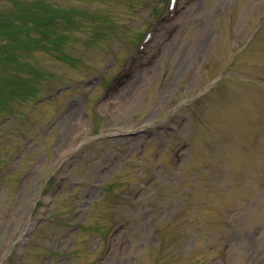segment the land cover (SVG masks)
<instances>
[{
  "label": "rangeland",
  "instance_id": "rangeland-1",
  "mask_svg": "<svg viewBox=\"0 0 264 264\" xmlns=\"http://www.w3.org/2000/svg\"><path fill=\"white\" fill-rule=\"evenodd\" d=\"M22 1L47 29L0 0V264L74 152L20 264H264V0H182L169 24L166 0Z\"/></svg>",
  "mask_w": 264,
  "mask_h": 264
},
{
  "label": "bare ground",
  "instance_id": "bare-ground-1",
  "mask_svg": "<svg viewBox=\"0 0 264 264\" xmlns=\"http://www.w3.org/2000/svg\"><path fill=\"white\" fill-rule=\"evenodd\" d=\"M73 113V112H72Z\"/></svg>",
  "mask_w": 264,
  "mask_h": 264
}]
</instances>
